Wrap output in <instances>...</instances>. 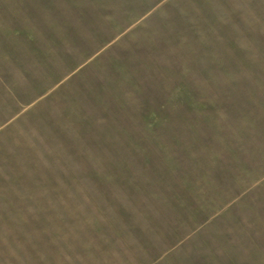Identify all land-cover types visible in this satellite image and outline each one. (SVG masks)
Listing matches in <instances>:
<instances>
[{
	"label": "rangeland",
	"instance_id": "1",
	"mask_svg": "<svg viewBox=\"0 0 264 264\" xmlns=\"http://www.w3.org/2000/svg\"><path fill=\"white\" fill-rule=\"evenodd\" d=\"M0 264H264V0H0Z\"/></svg>",
	"mask_w": 264,
	"mask_h": 264
}]
</instances>
